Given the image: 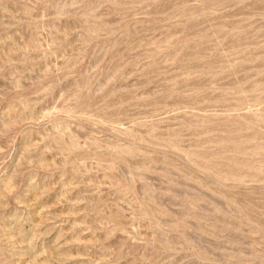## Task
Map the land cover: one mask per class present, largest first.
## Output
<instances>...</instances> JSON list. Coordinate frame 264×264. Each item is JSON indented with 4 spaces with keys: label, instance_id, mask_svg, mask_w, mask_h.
I'll use <instances>...</instances> for the list:
<instances>
[{
    "label": "rangeland",
    "instance_id": "rangeland-1",
    "mask_svg": "<svg viewBox=\"0 0 264 264\" xmlns=\"http://www.w3.org/2000/svg\"><path fill=\"white\" fill-rule=\"evenodd\" d=\"M0 264H264V0H0Z\"/></svg>",
    "mask_w": 264,
    "mask_h": 264
}]
</instances>
